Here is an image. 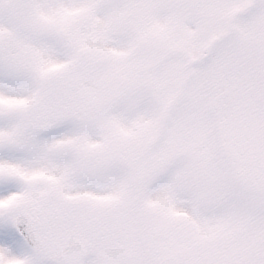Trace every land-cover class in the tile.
<instances>
[{
  "label": "snow or ice",
  "instance_id": "obj_1",
  "mask_svg": "<svg viewBox=\"0 0 264 264\" xmlns=\"http://www.w3.org/2000/svg\"><path fill=\"white\" fill-rule=\"evenodd\" d=\"M0 264H264V0H0Z\"/></svg>",
  "mask_w": 264,
  "mask_h": 264
}]
</instances>
